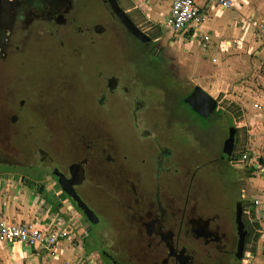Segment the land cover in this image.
<instances>
[{
    "label": "rangeland",
    "instance_id": "1",
    "mask_svg": "<svg viewBox=\"0 0 264 264\" xmlns=\"http://www.w3.org/2000/svg\"><path fill=\"white\" fill-rule=\"evenodd\" d=\"M118 1L141 30L151 37L161 33L156 12L148 13L140 6L138 0ZM98 10L94 0H90L84 9H79V14L81 19L90 16V21L94 22L98 19L99 14L96 15ZM71 37L73 38L64 41L61 48L46 44L45 41L37 42L31 36L27 42L20 44L16 64L11 65V71L14 72L12 71V74L0 87V124L7 130L3 134L4 137L0 138L10 148L17 149L27 159L26 164L37 168V170H18L11 164L10 166H0V172L9 178L15 176L17 172L25 173L39 182L43 189L60 191L63 197L57 196V199L65 200L67 203L65 206H69L60 187L54 185L55 181L49 173L50 164L39 160L38 149L44 150L48 156L59 161L60 156L63 157L67 153L73 155L76 151L80 153L85 150L87 145H100V142L95 143L98 138L103 134L110 133L117 141L120 151L132 152L135 149L133 144L136 143V138H131L134 137L136 131L133 130V135L128 143H125V139L130 135V125L119 120V118H125L120 114L116 116L111 125L105 127L107 130H104V126L101 125L102 128L99 131L98 126L90 118L83 117L79 111H77L79 114L76 110H69L66 113L67 109L74 106L76 102L80 104V107H84L78 94L91 93L97 78L108 73V70L111 69L121 77L120 80L123 79L122 76H128L123 84L127 85L129 93L132 94L125 96V99L130 101L132 96H136L137 101L144 103L143 115L139 116L140 112L138 113V117H142L143 121L136 128L153 131L159 142L173 151V164L178 169L177 176L181 177L179 184L172 180L176 192H179V187H181V196H185L182 184L188 182L187 176L184 177V172H188V170V176L195 175L192 185L197 183V185L206 188L208 198L211 199L208 204L213 209L218 207L217 202L222 204L221 206L232 208L234 199L238 198L236 191L241 192L242 199L247 201L245 217L247 225L252 231V243L247 248L244 259L248 264H261L264 251V213H261L259 209L254 210L251 207V201L259 195L264 196L262 195L264 194V177L259 170L260 167L264 169V119L258 117L256 121H253V116L248 114L247 109H253L254 104L256 108L259 105L258 108L261 107V110L257 111L261 117H264V103L259 101V98L264 96V61L250 56L243 63L244 70L240 68L242 63L232 62L234 68L237 67L235 68L237 75L235 76L233 72L235 77L232 80L236 82L237 87L233 86L227 95L220 94L214 97L217 100V110H219L217 114L227 115L229 124L237 130L234 147L236 158L231 162L222 161L224 162L222 163L219 161V156L223 153L222 143L228 135L230 126L226 125L224 117L219 118L215 112H212L206 119H202L192 114L193 112L191 113L181 103L184 96L205 79L199 78V75H195L191 71V62L188 59L191 52L185 51L183 45L178 44L177 39L174 40L164 34L160 40L159 47L161 49L156 45L154 48L152 46L154 42L145 49L146 54L154 51L160 55V58L168 61L164 62L165 66H159L156 61H149L150 67H142L146 79L140 77L138 79L143 81L141 83L138 81V83L133 78L136 79L139 72L135 73V68L129 64L130 62L116 68L112 67L111 54L130 53L127 47L119 43L120 40L119 42L114 41L113 37L97 34H93V40H90L87 34L72 35ZM53 42L57 41L53 40ZM128 42L131 40L129 39ZM162 51L168 56H164ZM149 58L152 57L149 56ZM168 63H170L173 78L180 83L181 87L180 91L175 94L174 100L170 98V92H172L170 80L172 78H168ZM18 75L22 80L18 78ZM155 76L161 80H156ZM52 81L55 83L52 86L66 92L63 94V103L60 105L59 113L53 118L55 121H60L62 116L67 114V119L58 123L52 122L47 114L49 101L45 93ZM39 91L43 92V96L38 97L36 93L39 94ZM23 92L28 94L30 92L29 97H25L29 105H25L19 110V107L12 101L14 98L16 100L22 98ZM122 95L118 89L109 101L120 103L123 101ZM171 103H174L177 108L172 110L173 104ZM28 106H31L32 109ZM12 115H16L14 123L9 120ZM92 141L93 143H91ZM108 143L110 142H103L104 145ZM99 149L103 156L114 151L111 146H103ZM244 153L247 154V159L241 161V155ZM252 164H257L259 169L252 170L250 168ZM16 179L18 178L16 177ZM102 192L103 196L101 197L95 196L94 193L90 195L89 191H86L88 205L100 218L99 223L85 221L74 209L70 208L71 215L77 217L78 225L75 230L79 231L78 234L82 238L83 251L86 255L92 254L96 264H105L100 257L101 250L106 251L112 257L125 260L126 254L115 251L113 248L115 245L126 251L129 256L136 253L133 248L130 252L128 251L127 237L123 235L125 225L115 221L117 213L115 206L118 203L109 196L108 190H102ZM190 192L192 195L195 194L193 189H190ZM255 234L258 235V240L254 243ZM252 247H255L256 251L250 256V252L253 251Z\"/></svg>",
    "mask_w": 264,
    "mask_h": 264
},
{
    "label": "flooded vegetation",
    "instance_id": "2",
    "mask_svg": "<svg viewBox=\"0 0 264 264\" xmlns=\"http://www.w3.org/2000/svg\"><path fill=\"white\" fill-rule=\"evenodd\" d=\"M94 2L99 9L96 15L99 14V16L97 21L92 22L90 16L81 19L79 14V9H84L90 0H0V87L12 74L11 65L16 64L20 44L27 42L30 36L37 42L45 41L46 44L58 48L63 46L65 40L73 38L72 35L87 34L90 40H93V34L113 37L114 41L119 42L120 40L119 43L127 47L130 53L111 54L112 67L116 68L130 62L129 64L135 68V73L139 72L136 79L131 77L140 83L143 81L139 80L140 77L146 79L142 67H150L149 61H156L159 66H165L166 60L160 58V55L154 53L153 50L150 54L145 53V49L149 48L154 40L141 42L110 12L106 0H94ZM129 39L131 42H128ZM152 46L156 48L155 43ZM167 69L168 78H172L170 98L174 100L175 94L180 91L181 87L180 83L173 78L170 63ZM18 78H20L19 75ZM120 78L111 69L108 73L100 75L91 93L78 94L84 107H80V104L76 102L74 106L67 109L66 113L69 110L79 111L83 117L90 118L98 126L99 131H101V125L105 130V127L111 125L116 116L120 114L125 118H119V120L130 125V135L125 139V143H128L133 135V130L136 131L134 137L131 138H136V143L133 144L135 149L132 152L120 151L117 141L110 133L103 134L96 142L94 141L95 143L100 142V145H87L80 153L76 151L73 155L67 153L63 157L60 156L59 161L48 156L44 150L38 149L39 160L50 164L49 173L55 181L54 185L59 186L56 174H62L64 182L72 183L76 194L96 216V224L100 222V218L88 205L86 191H89L90 195L94 193L95 196L101 197L103 196L102 190L109 191V196L118 203L115 206L117 209L115 221L125 225L123 235L127 237L128 251L130 252L131 248L136 251L134 255L129 256L126 251L115 245L113 247L115 251L126 254V258L122 261L105 251L114 262L120 264H248L244 258L247 248L252 243V231L245 217L248 207L246 199H242L241 192L237 190L238 198L234 199L232 208L221 206L222 204L217 202L218 207L213 209L208 204L211 199L208 198L206 188L197 183L192 185L195 175L188 176L189 170L184 172V177L187 176L188 182L182 184L185 196H181V187H179V192H176L174 183H181L179 182L181 177L177 176L178 169L173 164V151L162 145L153 131L136 128L143 121L142 117H138V113L140 112L139 116L143 115L144 103L137 101L136 96H132L130 101L125 99V96L132 94L129 93L127 85L123 84L128 76H122V80ZM154 78L161 80L156 76ZM51 83L45 93L49 101L47 114L52 122L58 123L67 119L66 113L60 121H55L53 118L59 113L60 105L63 103L62 97L66 92L52 86L55 85L54 81ZM118 89L123 94V101L111 103L109 100ZM29 94L23 92V97L18 100L14 98L12 103L21 110L25 105H29L25 99L29 97ZM36 94L38 97L43 96V92L40 93V91ZM171 104H173L172 110L177 108L174 103ZM28 107L31 108V106ZM218 117L223 118L222 115ZM9 120L14 123L16 115H12ZM228 126L231 127V124ZM5 131L7 130L0 124L1 138L4 137ZM236 133L237 130L235 139ZM106 141L110 143L104 145L103 142ZM109 145L114 149L113 153L103 156L99 147H110ZM235 158L233 148L229 157L224 152L221 153L219 161L228 163ZM26 160L17 149L10 148L2 139L0 140V166L12 164L18 170L36 171L37 168L27 165ZM15 176L22 182L27 179V183L40 185L25 173L17 172ZM190 189L194 190V195L191 194ZM65 199L70 208L74 209L79 216H82L85 221L92 222L70 202L66 195ZM238 203L241 210L242 229L245 231L242 249L239 248L240 231L236 222ZM102 251L104 250L100 251V257L104 261Z\"/></svg>",
    "mask_w": 264,
    "mask_h": 264
},
{
    "label": "crops",
    "instance_id": "3",
    "mask_svg": "<svg viewBox=\"0 0 264 264\" xmlns=\"http://www.w3.org/2000/svg\"><path fill=\"white\" fill-rule=\"evenodd\" d=\"M230 1L232 6L226 9L216 6L210 0H195L202 7L206 17L200 30L210 35L209 46L203 50L193 37L191 38L193 29H189L186 33L183 31V33L172 34L163 25L169 11L170 0H138L140 6L148 13H157L161 33L151 37L144 30L141 31L154 40L159 49H161L160 40L166 34L169 38L177 39L178 44L183 45L185 51H190L188 59L191 62V71L199 75V78L205 79L197 86L213 98L220 94L227 95L233 86L237 87L236 82L232 81L237 75L235 69L237 67L234 68L232 62L242 63L240 68L244 70L243 63L250 56L264 61V27L262 29L253 27L251 23L264 21V0ZM123 10L127 13L125 9ZM162 54L168 56L164 51ZM259 101L264 103V96L259 98ZM258 107L256 108L254 104L253 109H247L248 114L253 116V121H256L258 117L264 119L257 111L261 110V107L260 109ZM214 112L215 114L219 112L217 107ZM221 115L226 125L229 124L227 115ZM254 169L257 170L256 165L253 166ZM57 196L63 197L60 191L43 189L40 185H29L27 182L16 179V176L9 178L0 172V219L14 223L38 222L42 226L55 224L63 226L70 234V238L60 248L59 258L50 257L43 244L29 247L20 244L0 245V264H61L62 260L75 258H82L90 261V264H96L92 254L86 255L83 251L82 238L78 234L79 231L75 230L78 225L76 215H71V209L65 206L67 204L65 200L61 201L57 199ZM255 251L256 249L249 255H253ZM261 264H264L263 254Z\"/></svg>",
    "mask_w": 264,
    "mask_h": 264
},
{
    "label": "built area",
    "instance_id": "4",
    "mask_svg": "<svg viewBox=\"0 0 264 264\" xmlns=\"http://www.w3.org/2000/svg\"><path fill=\"white\" fill-rule=\"evenodd\" d=\"M169 11L166 14L163 25L172 33L182 32L186 33L189 29H193L191 38L202 48L207 49L210 43V35L203 33L200 30L206 17L205 13L195 0H170ZM213 4L220 8H230L232 3L230 0H210ZM253 27L263 28L264 21H252ZM258 24V25H257ZM247 159V154L241 155V161ZM257 164H252L250 168ZM260 173L264 177V169L260 167ZM251 207L256 210L259 209L264 213V196L255 197L251 201ZM252 209V212H253ZM260 213V214H261ZM70 238L69 232L55 224L40 225L38 222H9L0 219V245H14L20 244L23 246H34L43 244L47 250L48 255L53 258L60 257V248ZM264 255V251H263ZM61 264H90L82 258H75L74 260H62Z\"/></svg>",
    "mask_w": 264,
    "mask_h": 264
},
{
    "label": "water",
    "instance_id": "5",
    "mask_svg": "<svg viewBox=\"0 0 264 264\" xmlns=\"http://www.w3.org/2000/svg\"><path fill=\"white\" fill-rule=\"evenodd\" d=\"M110 12L114 14L117 19L121 22V24L138 40L141 42H149L150 37L141 31L136 24L132 21L129 15L120 7L117 0H106ZM182 103L186 106L190 111H192L198 117L204 119L207 118L214 112L217 107V100L210 95H208L205 91H203L200 87L195 86L191 92L183 99ZM235 131L236 128L231 126L229 128L228 137L225 139L223 143V152L226 156H230L232 150L234 148L235 141ZM57 181L61 191L68 197L70 202L78 208L90 221L95 223L97 221L94 213L87 207V205L80 199V197L76 194L73 184L68 182H64L62 178V174H56ZM27 182V179L24 180ZM29 185H35L30 182ZM236 222L238 224L239 229V248L242 249L244 244L245 231L243 228V223L241 221V210L239 207V203L236 207ZM102 257L104 258L105 264H120L118 262H114L105 251L101 252Z\"/></svg>",
    "mask_w": 264,
    "mask_h": 264
},
{
    "label": "trees",
    "instance_id": "6",
    "mask_svg": "<svg viewBox=\"0 0 264 264\" xmlns=\"http://www.w3.org/2000/svg\"><path fill=\"white\" fill-rule=\"evenodd\" d=\"M253 170V169H252ZM255 226L257 227V224L255 223ZM258 239V235L255 234L254 238H253V242L255 243L256 240ZM252 250L254 251L255 250V247H252Z\"/></svg>",
    "mask_w": 264,
    "mask_h": 264
}]
</instances>
